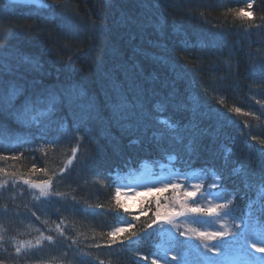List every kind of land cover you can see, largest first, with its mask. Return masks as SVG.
<instances>
[{
  "label": "trees",
  "instance_id": "trees-1",
  "mask_svg": "<svg viewBox=\"0 0 264 264\" xmlns=\"http://www.w3.org/2000/svg\"><path fill=\"white\" fill-rule=\"evenodd\" d=\"M248 2L253 15L244 18L236 12L247 9L246 0H59L54 11L0 0V156L8 157L0 168L16 173L0 174V183H9L0 190L5 264L151 259L158 237L132 244L124 233L123 245L106 244V233L128 222L142 233L155 210L117 208L113 177L130 185L147 170L163 175L167 162L180 173L214 169L227 190L242 197L235 204L242 212L264 202L257 183L261 146L252 139H264V0ZM68 20L74 31L64 27ZM8 82L20 89L11 110L4 99ZM40 92L57 97L52 122L37 127L18 121L14 112ZM236 107L240 113L231 110ZM181 116L183 144L155 135L163 130L158 117L174 122ZM77 133L84 140L76 159L63 177L52 178V192L63 196L36 200L22 181L39 183L58 173ZM41 233L56 243L44 240L16 254L15 241Z\"/></svg>",
  "mask_w": 264,
  "mask_h": 264
},
{
  "label": "snow or ice",
  "instance_id": "snow-or-ice-1",
  "mask_svg": "<svg viewBox=\"0 0 264 264\" xmlns=\"http://www.w3.org/2000/svg\"><path fill=\"white\" fill-rule=\"evenodd\" d=\"M42 3V0H38ZM247 8H252V3L248 2ZM51 10H55L56 6H59V0H53L52 4H44ZM238 17L249 18L253 14L251 11H245L241 8L236 12ZM64 27L68 31H74L75 25L70 21H65ZM259 27V26H257ZM27 60V58H25ZM71 58L69 57V62ZM259 70L264 74V54L261 55L259 61ZM5 88V83L0 77V92ZM20 93V89L17 88L12 82H8L7 95L4 99L8 105L12 106V101ZM221 104L224 100L221 98L219 101ZM59 107L57 97L53 93H35L25 98V102L22 107L14 112L16 119L21 123L30 125H36L42 127L45 123H51L52 118L56 114V110ZM158 110H162L159 109ZM236 113H240L241 109L236 107L231 109ZM244 115H253V113H244ZM256 120L260 119V116L255 117ZM182 120L183 117H179L176 121L171 122L166 118H159L158 123L163 126V130L155 135L161 138L168 135L175 143L183 144L184 136L182 135ZM66 131V130H65ZM41 139H44L41 136ZM253 140H258L259 147L257 151L260 154L261 166L259 179L257 181L259 191L264 192V139H259L256 136H252ZM84 137L78 133L76 135V145L72 148V155L66 160L64 166L59 169V172H53L49 179L43 180L39 183L29 179H24L23 183L28 184L31 188L38 189L39 195L35 197L36 200H40L42 197L47 198L51 195L63 196V193H53L52 178L59 174L63 177V173L72 166L73 161L76 159L77 153L80 151L81 143ZM19 142V141H18ZM49 145L56 143V139L45 140ZM185 150L191 154L193 151L192 142L189 141L185 145ZM40 151H45L44 145L40 146ZM22 155V153H21ZM85 157L87 152L85 151ZM16 159V157H12ZM0 159H8L6 156H0ZM86 162V160H85ZM33 171L35 166L33 165ZM45 174H48L47 169H42ZM203 175L197 179L198 183L190 184L187 188L183 183H177L174 181L179 180L181 175H185V178H189L187 174L180 172L172 173L170 178L166 181L160 182L158 190H167L172 188L174 191L184 189L181 196L175 198V202L171 205L159 203V198L156 201V210L153 213V217L150 222H147L142 233L133 231L135 227L131 222L127 223V226L113 227L106 233L108 240L106 244L110 247L117 243L123 245L124 239H121V235L129 233L125 238L130 243L136 244L143 239H151L152 237L161 238L162 242L156 245V250L151 253V259L147 255L139 256L140 264L145 261H149L150 264H264V203L259 207H253L252 204H247V212L237 216L236 212L239 211L238 207H235L236 201L242 199L239 193L229 192L227 188L222 184V176L214 169L202 170ZM235 172H240L241 169H234ZM0 174L15 176L16 173H8L4 168H0ZM210 177V182L205 186L204 181ZM23 179V177H21ZM121 177L117 174L113 177V183L115 184V194L113 197L114 203L117 208L123 209L127 212V207L121 203L122 189L125 187H135L134 185H122L119 183ZM5 180L0 183V187L7 184ZM155 185H144L148 192L152 191ZM254 187V185H249ZM213 189H219L213 191ZM199 194V196H198ZM198 196V198H197ZM231 197V198H229ZM73 199H75L73 197ZM167 199V198H166ZM191 201V202H189ZM103 207V205H98ZM35 215V213H33ZM204 217H211V220H204ZM179 218H183L182 222H178ZM39 219V217H37ZM134 219L139 220V217ZM231 223H228V220ZM184 230L181 228L184 225ZM219 224L216 228L214 225ZM194 225H206V227H195ZM57 231L61 236H64V230L60 225L56 226ZM235 229V231H234ZM151 230V231H150ZM105 235V234H101ZM184 237V239H179ZM3 239V237H0ZM67 239H71L70 237ZM47 240L50 244H55L56 240L52 235L44 236L41 233V237L37 238L34 247L42 245L43 241ZM194 241H199L198 244ZM75 243V241H73ZM31 245V241L21 242L19 246L15 248L16 254H20L22 249ZM99 248L100 244L93 245ZM240 250L243 253V258H234V252ZM254 253H260L257 256ZM136 255H139L137 252ZM0 264H5L4 259H0ZM91 264V262H89Z\"/></svg>",
  "mask_w": 264,
  "mask_h": 264
},
{
  "label": "rangeland",
  "instance_id": "rangeland-1",
  "mask_svg": "<svg viewBox=\"0 0 264 264\" xmlns=\"http://www.w3.org/2000/svg\"><path fill=\"white\" fill-rule=\"evenodd\" d=\"M250 11L248 8L245 10ZM164 168H161V173L163 175H158V173L151 171L148 172L146 171L145 173H141V176L138 180H136L134 183L130 184V185H134L135 187L129 188V187H125L122 189V194H121V203H123L126 207H127V211L130 212H136L139 213L141 212V214H144L145 212H148L152 209V207H154V209L156 210V201L157 198H159V203L161 206H163L164 204H173L175 202V198L177 196H181L182 197V193L184 191V189H180L179 191H174L172 188H169L167 190H158V188L160 187V182L161 181H166L170 178L172 173H175V170H173V168L171 167L170 163L167 162L166 164H163ZM158 176H157V175ZM183 174H187L189 178H185V175H181L179 180L174 181L177 183H183L185 185V187L187 188L190 184L193 183H198L199 180L197 179L199 176L203 175V172L201 171H189ZM142 178V179H141ZM210 182V177L208 179H206L204 181L205 186H207V184ZM23 183V181H22ZM9 183L3 185V187H0V190L3 189L4 187H6ZM155 185L152 188L151 192H148L146 187H144V185ZM23 185L28 189V191L31 193V195H33L34 197L39 195V190L38 189H34L31 188L28 184L23 183ZM219 189H213V191H218ZM52 191V189H51ZM52 196V195H51ZM49 196V197H51ZM199 196V194H198ZM197 196V198H198ZM44 198V197H42ZM167 198V199H166ZM231 198V197H229ZM191 202V201H189ZM264 202H260L258 207ZM235 206V205H234ZM236 207V206H235ZM154 210V212H155ZM247 210V209H246ZM247 211H237L236 215L239 216L242 213H246ZM204 220H211V217H204ZM183 218H179L178 222H182ZM228 223H231V220H228ZM195 227H206V225H194ZM184 227H187V225L185 224L182 228L181 231L184 230ZM214 227L218 228L219 224L214 225ZM151 231V230H150ZM235 231V229H234ZM41 237L38 236L34 239L31 240H23V242H28L31 241V245L25 247L22 250H27L30 249L32 247L35 246L36 244V240L37 238ZM159 244L162 242L161 238H159ZM179 239H184V237H179ZM22 241H15V245L16 247L20 245ZM194 243L198 244L199 241H194ZM255 255L259 256L261 255L260 253H254ZM234 258H243V253L240 250H236L234 252ZM150 264V263H149Z\"/></svg>",
  "mask_w": 264,
  "mask_h": 264
},
{
  "label": "water",
  "instance_id": "water-1",
  "mask_svg": "<svg viewBox=\"0 0 264 264\" xmlns=\"http://www.w3.org/2000/svg\"><path fill=\"white\" fill-rule=\"evenodd\" d=\"M9 3H18L23 5H35L37 7H42L44 5V0L42 3H39L38 0H2Z\"/></svg>",
  "mask_w": 264,
  "mask_h": 264
}]
</instances>
